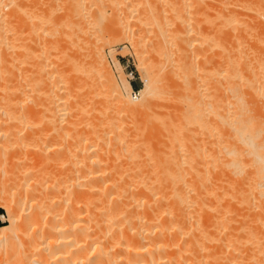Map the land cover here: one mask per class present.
<instances>
[{
  "label": "bare ground",
  "instance_id": "obj_1",
  "mask_svg": "<svg viewBox=\"0 0 264 264\" xmlns=\"http://www.w3.org/2000/svg\"><path fill=\"white\" fill-rule=\"evenodd\" d=\"M204 1L0 0L1 243L23 205L52 229L58 209L83 222L67 264H264V0ZM103 5L150 47L137 100L106 62ZM51 147L70 177L42 168Z\"/></svg>",
  "mask_w": 264,
  "mask_h": 264
},
{
  "label": "rangeland",
  "instance_id": "obj_2",
  "mask_svg": "<svg viewBox=\"0 0 264 264\" xmlns=\"http://www.w3.org/2000/svg\"><path fill=\"white\" fill-rule=\"evenodd\" d=\"M31 1V0H30ZM30 1L28 0V3H30ZM32 1H34V0H32ZM205 1H207L208 2V4H210L209 2H213V3H211L212 5H218L219 6V2H217V0H205ZM204 1V2H205ZM216 1V2H215ZM239 1V0H238ZM237 1V2H238ZM241 1H243V0H241ZM241 1H239L238 3H241ZM36 2V1H35ZM206 2V3H207ZM33 2H31V4H32ZM228 3V2H227ZM230 4H232V3H236V1H232V3H231V0H230V2H229ZM228 3V4H229ZM243 3V2H242ZM29 5V4H28ZM222 4H220V7H222L221 6ZM224 5V4H223ZM227 5H225V6H223V8L224 7H226ZM230 6V5H229ZM232 6V5H231ZM231 6L229 7V8H231ZM228 7V6H227ZM235 7H233L232 6V8L231 9H234ZM102 9H103V11H104V14H105V19L103 20V22H102V24H101V29L103 30V31H105V30H107V29H109L110 30V28H107L106 26L107 25H112V29L110 30V32L113 30L114 32H113V34H112V38H111V40H110V43L109 44H107L106 46H105V48H104V55H105V58H106V62H107V64L109 65V67L111 68V71L113 72V74H114V77H115V79H116V81H117V83H118V87H119V89H120V91L122 92V95L126 98V99H128V96H129V92H130V97L131 98H133L132 96H131V93H132V91H128L127 90V87L125 86L126 84H125V82L127 81V82H129L130 83V80H133V82H135V84H136V86L138 87V88H141V90L144 88V85L147 83V79H148V73L150 72L149 70H151V66H150V62H151V60H152V54H151V52H150V47H147V46H145V45H141V44H138L137 42H134V41H131L130 39L128 40V38L126 39V37H125V39L126 40H124L122 37L120 38V34L117 32V34H116V27L119 25L118 23H117V21H115L116 19L115 18H113V17H115L114 15H112V11L110 10V8L107 6V5H103L102 6ZM264 9V8H263ZM235 10H238V11H242L243 12V10H241V9H237V8H235ZM245 11V10H244ZM262 13H263V11H261ZM261 13V14H262ZM251 15L253 14V12L252 13H250ZM264 14V13H263ZM253 16H255V17H258L257 19L258 20H260V24L264 27V15H257V14H253ZM263 20H262V19ZM118 20V19H117ZM204 20H206V19H204ZM208 20V19H207ZM206 20V21H207ZM263 21V22H262ZM117 23V24H116ZM113 24H115V25H113ZM107 28V29H104L105 27ZM109 26V27H110ZM115 27V28H114ZM119 27V26H118ZM262 27V28H263ZM115 30H114V29ZM132 29L133 30H135V32H138L139 33V30H138V28L135 26V25H132ZM242 29V28H241ZM241 29H239V31L241 30ZM96 30V29H95ZM94 30V31H95ZM109 30H107V32L109 31ZM238 30V29H237ZM236 30V31H237ZM239 31H238V35H239ZM242 32H243V30H241ZM235 32V31H234ZM241 32V33H242ZM245 32V31H244ZM247 32H249V33H247ZM240 33V34H241ZM246 33V34H245ZM245 33H243V34H241V35H239V36H241V37H239L238 38V36L236 35L237 34V32H235V35L237 36V38L242 42V40H243V42L241 43V44H244L245 46L247 45V44H249V43H247V38H249L251 35L250 34H253L252 36V39L253 40H255L256 38V36H255V32L253 33L252 31H249V30H247ZM244 37H243V36ZM250 35V36H249ZM246 36H248V37H246ZM114 37V38H113ZM241 38H242V40H241ZM123 39V40H122ZM149 39V38H148ZM245 39V40H244ZM250 39V38H249ZM252 39H250V40H252ZM238 40V41H239ZM239 41V42H240ZM250 42V41H249ZM251 43V45L249 44V46H251L252 47V45L254 46L255 45V43H257L258 44V42H255L254 43V41L252 42H250ZM253 43V44H252ZM138 44V45H137ZM256 44V45H257ZM244 45H243V48H247L248 47V45L246 46V47H244ZM239 46V45H238ZM260 45L258 44L257 45V47H259ZM239 47H242V45H240ZM255 48V50L257 49V47L256 46H254ZM243 48H242V53L245 51V49H244V51H243ZM250 48V47H249ZM260 48H264V46H262V47H260ZM254 49H252V48H250V50H248V48H247V50L244 52V53H246L247 52V54H248V51H249V54L250 55H256V54H258L259 53V51H260V49L258 48L257 49V52H255V51H253ZM65 53V52H64ZM83 53V52H82ZM77 54L76 56L78 57V59H75V61H77L78 63L77 64H80L82 61V57H83V54ZM248 54V55H249ZM67 55V56H66ZM69 54H67V53H65V55L62 53V56L65 58H67V57H69L68 56ZM82 57H81V56ZM249 55V56H250ZM75 56V57H76ZM109 56H111L113 59H114V63H115V67H113L112 65H111V63L109 62ZM76 57V58H77ZM81 57V58H80ZM63 58V59H64ZM62 59V61H65V60H67V59ZM117 59H123V64H126V63H128L129 65H130V68H132L136 73H137V77L136 78H134V79H130V77H128V72L126 71V70H123V67L122 66H118L117 65V63H120ZM81 65H82V63H81ZM81 65H79L80 66V68L82 67ZM121 65V64H120ZM77 67H78V65H77ZM79 69V68H78ZM77 69V71L75 70V72L77 73L78 72V75L79 74H82L81 72L83 71V70H78ZM128 70H130V69H128ZM74 71V70H73ZM75 72H72L71 71V73L74 75H77ZM83 75V74H82ZM139 77V78H138ZM147 78V79H146ZM131 84V83H130ZM132 85V84H131ZM130 97H129V99H130ZM140 97H141V95H140ZM120 109V110H119ZM118 110H119V112H120V114L122 115V114H124L123 115V117L125 116V118H127V121H126V119L124 120V121H126V123H132L133 124V122L135 121V119H132L133 121H131V120H129L128 121V119H131L130 117H128V116H130V114H128V111L127 110H124V109H121V108H118ZM117 110V111H118ZM153 111V110H152ZM148 114V113H147ZM131 121V122H130ZM55 147H51V148H49V149H51V151H49V149L48 150H46V154H44V156H45V158L44 159H42L43 160V163H42V168H45V167H47V169H48V167L50 166V170L51 169H54V170H52V171H54V173H56L57 174V172H59L58 170H60L61 171V169H63V171L65 170L66 172L65 173H67V171H69L70 170V167H71V165H70V163H72V161L70 160V159H68L65 155L66 154H64V153H62V155H61V153L60 152H58V151H56L58 154H56L55 155V153H54V150H56V148L54 149ZM54 149V150H53ZM45 153V152H44ZM52 153L54 154V156L52 155ZM50 154V155H49ZM63 154H64V156H63ZM50 157V159L51 160H49V157ZM63 156L64 157V159L63 158H60L59 156ZM43 156V157H44ZM47 156V157H46ZM58 156V157H57ZM42 157V158H43ZM56 158V159H55ZM57 158H58V160H57ZM60 158V159H59ZM63 159V160H62ZM47 160L51 163H46L47 162ZM62 160V161H61ZM67 160V161H66ZM56 161L57 162H59L60 161V163H62V162H66V163H63V164H65V166L63 165V167H62V165H60L59 163H56ZM55 163V164H54ZM57 164H58V167H59V165H60V167L58 168L57 167ZM51 165H52V167L53 168H51ZM69 165V166H68ZM68 167H69V169H68ZM58 168V169H57ZM72 168V167H71ZM50 170H48V171H46V168H45V172L46 173H48L49 172V174H50ZM51 171V173H53ZM59 172V174H58V177H60L62 174H64V176H61L62 178H66L67 176H69V175H71V170L65 175V173L64 172ZM44 172V173H45ZM60 173H62V174H60ZM49 174H46V176L48 175V176H50ZM51 176H52V178H54L53 176H55V174H51ZM50 176V177H51ZM58 177H57V179H58ZM70 177V176H69ZM55 179H56V176H55ZM61 179V178H60ZM2 195H0V200H2L3 199V196L1 197ZM2 198V199H1ZM25 206V205H24ZM23 205H21V206H17L16 207V209H17V211H16V213H18V218H17V220H16V222L14 223V224H8L10 227L7 229V230H5L6 231V233H7V235H8V240L6 241V243H1L0 242V264H57V262H58V259H60V258H58L60 255H57V257H55L56 255H55V252H51V254H50V246H51V244H50V246H49V243H55L56 241H57V239H59V238H63L64 237V239L66 240H64V239H59V241L61 240L62 241V244H64L62 247V249L63 250H61V252H63V253H59V254H63L62 255V258H64V260H60L59 262L60 263H58V264H67V263H69L70 262V260L72 259V257L70 258V257H68V256H71L73 253H70V251H73V249L75 248H80V251H81V249H82V244H83V246L85 245V243L83 242H81V241H83L85 238H84V232H83V230H81V228L83 227V222L81 223L80 221L77 223L76 221H78V220H76V219H73V221H72V219H71V222H69L70 220V218H71V216H70V214H68V216L70 217H68L67 216V214H65V212H63V209H58L56 212H54L53 214H51V215H53L52 217L53 218H57L58 220H57V222L56 223H58L59 224V226L60 227H58V228H53V229H55V230H53L52 229V227L50 226L51 225V220L49 219V218H51L50 217V215H49V213H47L46 214V217L43 219V217H41V218H39V219H37V218H34L33 216H26V213H28V212H26L27 211V207H23ZM24 208L26 209V210H24ZM30 211H31V209H29ZM30 213L31 212H29V215H30ZM62 213H64L63 215H62ZM6 216L7 218H8V213H7V211L4 209V208H0V226H4L5 225V223H3V219H2V216ZM17 215V214H16ZM47 215H49V216H47ZM62 217H61V216ZM26 217L28 218L27 220H28V222L26 223V222H24V220L26 219ZM59 217H61V218H59ZM67 217V218H66ZM29 218H31L32 220H30ZM55 218V219H56ZM65 220H63V219ZM34 219V220H33ZM43 220V221H42ZM67 220H69V221H67ZM36 221V222H35ZM51 221V222H50ZM67 222V223H66ZM61 223H64V224H61ZM68 223H70L69 225L71 226V227H68L69 225H68ZM76 223V224H75ZM79 223H81V225H79ZM50 224V225H49ZM47 225V226H46ZM66 225V226H65ZM78 225V226H77ZM63 228H62V227ZM74 226V227H73ZM80 226V227H79ZM38 227V228H37ZM45 228H46V230H45ZM60 228V229H59ZM71 230V232H68L69 231V229ZM75 228H77V230L78 229H80L81 230V232H83V233H80V231H79V235L81 236V234H82V236L83 237H81V238H79L80 236L79 235H77L78 234V231L75 229ZM48 229H49V231H48ZM73 229V230H72ZM53 232H52V231ZM58 230V231H57ZM49 232L50 233V236L48 235V236H45L44 238H42L43 236H42V234H44L45 232ZM72 231H73V233H72ZM77 231V232H76ZM52 232V233H51ZM74 232H75V236L73 235L72 236V234H74ZM57 233V234H56ZM1 234H4V232L3 231H0V235ZM71 234V235H70ZM2 236V235H1ZM69 236H71V237H73L72 239L69 237ZM76 236H78V237H76ZM30 237V238H29ZM48 237V238H47ZM56 238V239H55ZM75 238H79L78 239V242H77V239H75ZM32 239V240H31ZM41 239V240H40ZM73 240V243H71V245L69 244V241L70 240ZM54 240V241H53ZM76 242H75V241ZM60 241V242H61ZM63 241H64V243H63ZM70 242H72V241H70ZM32 243V244H31ZM66 243H67V245H66ZM79 243H81L80 244V246L81 247H78L79 245L78 244ZM43 244V245H42ZM78 245L77 247H75L76 245ZM44 246V247H43ZM48 246L50 247V248H48ZM64 246H65V248H64ZM67 246V247H66ZM46 247V248H45ZM69 247V248H68ZM72 247V250L70 249ZM74 247V248H73ZM37 249V250H36ZM40 250V251H39ZM69 251V253H67L68 251ZM53 253H54V255H53ZM48 254V256H50V257H48V256H46ZM45 258V259H44ZM32 259V260H31ZM39 259V260H38ZM48 259V260H47ZM57 259V260H56ZM37 260V261H36ZM41 260V261H40ZM65 260H66V263H64L65 262ZM69 260V261H68ZM34 261H35V263H34ZM53 261V262H52ZM31 262V263H30ZM63 262V263H62Z\"/></svg>",
  "mask_w": 264,
  "mask_h": 264
},
{
  "label": "built area",
  "instance_id": "obj_3",
  "mask_svg": "<svg viewBox=\"0 0 264 264\" xmlns=\"http://www.w3.org/2000/svg\"><path fill=\"white\" fill-rule=\"evenodd\" d=\"M108 59H109V62L111 63V65L113 67H115L114 59L111 56H109ZM117 60L122 64L123 70H126L128 72L127 74H128V77H130V79H134L138 76L137 73L132 68H130V65L128 63L123 64V59H117ZM128 69H130V70H128ZM130 83L132 84V87H133V83H135V82H133V80H130ZM140 95H141V88L134 89V87H133V90L131 93V96L133 97V99L137 100L140 97Z\"/></svg>",
  "mask_w": 264,
  "mask_h": 264
},
{
  "label": "trees",
  "instance_id": "obj_4",
  "mask_svg": "<svg viewBox=\"0 0 264 264\" xmlns=\"http://www.w3.org/2000/svg\"><path fill=\"white\" fill-rule=\"evenodd\" d=\"M133 87H134V89H138V87L136 86L135 83H133ZM0 225H1V224H0Z\"/></svg>",
  "mask_w": 264,
  "mask_h": 264
}]
</instances>
